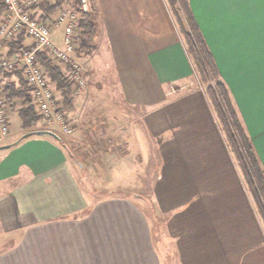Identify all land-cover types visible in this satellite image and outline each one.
<instances>
[{
    "label": "crops",
    "instance_id": "1",
    "mask_svg": "<svg viewBox=\"0 0 264 264\" xmlns=\"http://www.w3.org/2000/svg\"><path fill=\"white\" fill-rule=\"evenodd\" d=\"M90 1L93 14L100 17L102 41L115 60L120 101L114 102L147 111L145 127L154 139H160L158 153L166 155L163 177L153 185L157 195L154 202L168 210L177 196H188V203L175 211L178 215L173 219L178 217L184 228L198 225V232L204 229L212 249L216 231L223 240L233 231L250 233L254 228L249 213L233 218L235 207L245 210L244 196L239 182L224 166L227 152L207 104L196 97L188 103L171 102L161 107L165 87L185 86L194 73L165 1ZM189 4L264 166V0H189ZM31 42L25 36L22 48ZM8 51L6 45L0 60L10 57ZM79 60L86 66L91 64L89 59ZM6 73L9 75L0 70L4 86H21V81L26 84L23 74ZM90 85L75 96V110L70 113L76 112L80 102L96 104L91 100L95 88ZM20 122V133L16 136L10 129L3 145L13 144L24 135ZM123 134L112 140L122 144L125 154L121 155H144L138 131ZM155 153L158 155L156 149ZM109 154L105 151L101 155ZM188 155L212 157L206 167L196 161L193 168ZM71 160L62 144L48 136L31 137L0 149V264H165L157 240L161 226L149 218L143 202L119 195L93 200ZM204 175L207 177L200 181L199 176ZM226 176L232 177L231 182H226ZM187 186L211 192L203 195V207L202 203L193 204ZM201 208L210 210V230L202 216L194 218L193 224L186 221L187 213H202ZM167 226L166 220L163 230H168ZM196 239L201 240V235ZM194 246L199 251L192 254L197 255L192 264H211L206 258H217V249L206 255L208 245L202 250L200 245Z\"/></svg>",
    "mask_w": 264,
    "mask_h": 264
},
{
    "label": "rangeland",
    "instance_id": "2",
    "mask_svg": "<svg viewBox=\"0 0 264 264\" xmlns=\"http://www.w3.org/2000/svg\"><path fill=\"white\" fill-rule=\"evenodd\" d=\"M164 1L168 7L170 15L176 23V19L170 10L167 0ZM89 3L90 7L92 8L91 1H89ZM4 11L5 10L3 6L0 4L1 17L3 16ZM91 13L93 15L94 21L98 23V32L93 43V52L90 56L83 57L85 59L91 60V64L89 63L88 67L83 64L84 62L80 61L84 68L83 74L86 86L77 95H74L73 90V95L75 99L81 95L91 83L90 86L95 88H92L91 92L93 96L91 100H95L96 104L92 103L85 105L83 102H80V104H77L78 108L76 109L75 113L66 112V115L69 117L71 122L72 128V133L69 135H64L59 128L56 129L54 126L51 127V125L45 124V122L41 121V118L33 130H48L61 137L62 141L60 144H62V147L67 152V155L72 157L71 162L73 168L77 171L81 184L86 189L87 194L93 200L111 195H119L128 198H138L143 202L145 208L149 211V218L155 219L154 221H157V223H159L161 226L157 240L160 241L162 258H165L166 260L164 261L165 264H192L197 258V255L193 256L192 254L199 251L197 247L194 246V244H198V246L200 245V250H202V247L205 244L206 246L203 247V249H206L208 245V250L204 251L206 252V255H211L213 251L215 252V249L219 251L217 258H215V255L209 256L208 259L206 258V262H211V264H264V225L259 213L257 212L251 194L244 184V178L241 174L240 168L237 165L235 156L229 147L225 132L219 123L212 103L207 96L208 84L199 81V77L194 71L192 79L185 86L168 85L165 87V101L163 99L161 107L171 102L177 104L188 103L189 101H194L196 97H200L201 100L208 106L215 123L216 132L218 133L219 138L224 145L225 151L227 152V155H225L227 162L224 163V166L227 167V169H230L229 171L232 173L231 176H233L234 179H236V181H238L240 184V188L244 196L243 204L245 212L240 210L238 207H235L236 214L233 215V218L238 216L236 219H240L243 213H249L250 217L252 218L251 220L253 221L254 230H252L250 233L245 232V234L241 233L240 230L233 231V233H231V235L228 236L229 238L226 240L221 239L219 231H216L214 234V239L216 240V246L214 249L210 248L209 246L212 243V240L209 239V237L207 240L205 239V234L203 231L204 229L199 230L198 232L196 230V227L198 226L197 224V226L193 225L191 227L187 226V228H184L186 225L180 223V219L178 217L173 219V215H178L174 214L175 211L178 212L182 210L184 206L183 204L186 202L188 203V196L185 198L177 196L170 206L171 208L169 207L170 209L168 210L167 208L165 210L161 209L159 204L154 202L157 195L154 192L153 185L158 183L160 177L161 179L163 177L166 155H160L158 153L160 139H154L149 130L145 127V115L147 116V111L142 110L138 106L132 107L117 103L120 101V99L118 95V82L115 77V60L109 53L106 43L102 41L103 35L99 24L100 17H97L93 14V9ZM34 14H36L39 18L40 16H48V20H53L58 16L59 10L52 13H47L46 11L40 10L34 12ZM2 18L0 19V22L3 20ZM176 28L179 33L177 23ZM59 36L60 32H57V40ZM80 58L81 57L77 52V59ZM55 64H57L56 61ZM61 66L65 67L63 65ZM16 87L18 89L21 86L17 84ZM52 88H54V86H52ZM56 95L57 97L61 96L60 94ZM31 96L34 100L35 110L38 113L35 98L32 94ZM114 100L117 102L115 103ZM60 101L62 106V99ZM13 102L14 106L9 103V112L12 110L9 116V124L12 133L16 135L20 133L21 129L20 117L17 113L22 107V101L15 99ZM38 116L40 117L39 113ZM134 122L139 123L135 125ZM130 124H132V126ZM135 130L138 131V136L144 143L141 147V149L144 150V155H121L122 153L125 154V150L121 148L122 144L116 141L114 142L115 144L112 142L117 140V137H124L123 133H129L130 135L131 132L135 133ZM29 131L32 132L31 130ZM29 131L24 130L23 133L25 134V132ZM74 137H77L78 140L80 139V142H77V139ZM7 141L8 139L4 140V142ZM3 143L1 145H3ZM131 145H129V149L131 148ZM149 148L151 149L150 153ZM155 149L158 155L155 153ZM105 151H108L111 154L101 155ZM131 151H134V149L132 148ZM90 152L92 153L91 155H89ZM188 156V161L191 162V167H193V162L196 161H199L201 166L203 165L206 167L208 160H210L212 157L211 155ZM191 157L194 158L191 159ZM212 160L217 162L214 157ZM205 177L207 176H199V180L202 181L205 179ZM224 179H226V182H231L230 180L232 177L226 176ZM187 187L191 189L189 194L191 193V201L193 200V204L195 205L202 203L203 207V195L206 193L199 192L197 190L194 191L190 186ZM210 193L211 192L208 191L206 195ZM205 204L208 205L209 203L207 204L205 202ZM201 211L202 213L198 211L195 214L194 210L191 212V215L190 213H187L186 221H189V223L193 224L194 218H199L202 216V218L205 219V222L208 223V229L210 230L212 222L210 210L208 209L207 212L201 208ZM193 214L194 217H192ZM166 220L169 225L167 228L169 229L167 230L164 228L163 230L162 224L165 223ZM172 228H174L175 231H172L174 230ZM168 231L171 233L169 234ZM209 233L210 232H208V234ZM171 234H174L176 237L174 235V237H171ZM168 235H170V237ZM198 235H201L202 239L196 242V237Z\"/></svg>",
    "mask_w": 264,
    "mask_h": 264
},
{
    "label": "trees",
    "instance_id": "3",
    "mask_svg": "<svg viewBox=\"0 0 264 264\" xmlns=\"http://www.w3.org/2000/svg\"><path fill=\"white\" fill-rule=\"evenodd\" d=\"M167 2L176 19L179 34L193 70L197 73L199 81L208 84L207 96L225 132L229 147L244 178V184L251 194L264 225V166L234 105L230 90L221 77L214 56L191 10L189 0H167ZM59 9H61V4L41 6V10L47 13L57 12ZM33 17H37V15L34 14ZM47 17L40 16L39 19L45 21L49 19ZM79 27L78 55L83 58L84 56H90L94 50L93 43L97 36V25L93 15L80 13ZM24 38L25 34L22 33L15 40L5 44V46H9V56H13L22 48ZM39 62L44 67L50 83L54 86V90L59 92L62 97V106L59 112H73L75 110L74 95L67 73L68 70L66 68L62 70L59 64H55L44 52L39 54ZM1 71L9 75L6 73L8 71ZM14 72L18 73L19 76L23 74L20 69H15L12 73ZM4 90L8 102L13 106V100L19 99L22 101V107L18 111L22 121V128L25 131H32L40 121L31 96V94L33 95V89L21 81L20 88L17 89L13 83H7L4 86Z\"/></svg>",
    "mask_w": 264,
    "mask_h": 264
},
{
    "label": "built area",
    "instance_id": "4",
    "mask_svg": "<svg viewBox=\"0 0 264 264\" xmlns=\"http://www.w3.org/2000/svg\"><path fill=\"white\" fill-rule=\"evenodd\" d=\"M89 1L0 0V4L5 8V16L0 22V53L6 43L15 40L22 33L32 41L13 56L1 59L0 70H22L27 86L33 89L41 121L51 127L57 126L64 135L72 133L71 122L66 113L59 112L61 99L57 97L44 67L39 62V54L47 53L53 62L65 66L74 95L84 89V68L77 59V52L80 13L92 14ZM57 4H61V9L55 19L43 21L39 17H33L34 12L41 10V6ZM57 32H60L58 40ZM9 132V102L0 80V145Z\"/></svg>",
    "mask_w": 264,
    "mask_h": 264
},
{
    "label": "water",
    "instance_id": "5",
    "mask_svg": "<svg viewBox=\"0 0 264 264\" xmlns=\"http://www.w3.org/2000/svg\"><path fill=\"white\" fill-rule=\"evenodd\" d=\"M35 136H48V137H51L52 139H54L55 141L57 142H60L62 141L61 137H59L57 134L51 132V131H48V130H39V131H32V132H28V133H25L18 141H16L15 143L13 144H9V145H3V146H0V149L3 150V149H8V148H11V147H14V146H17L18 144H20L22 141L28 139V138H31V137H35Z\"/></svg>",
    "mask_w": 264,
    "mask_h": 264
}]
</instances>
